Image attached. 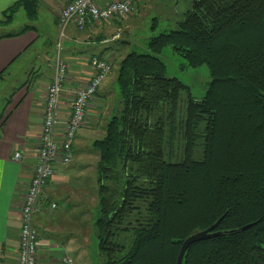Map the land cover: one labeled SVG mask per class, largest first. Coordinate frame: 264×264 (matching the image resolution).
Returning a JSON list of instances; mask_svg holds the SVG:
<instances>
[{
  "label": "trees",
  "instance_id": "trees-1",
  "mask_svg": "<svg viewBox=\"0 0 264 264\" xmlns=\"http://www.w3.org/2000/svg\"><path fill=\"white\" fill-rule=\"evenodd\" d=\"M188 1L149 52L116 62L120 107L93 141L100 264H177L183 241L221 217L215 231L227 233L190 245L182 264H264V0ZM20 10L32 20L37 0L17 1L0 24ZM168 47L182 68L208 66L203 97L169 74ZM93 58L109 63L107 77L109 57Z\"/></svg>",
  "mask_w": 264,
  "mask_h": 264
},
{
  "label": "crops",
  "instance_id": "crops-1",
  "mask_svg": "<svg viewBox=\"0 0 264 264\" xmlns=\"http://www.w3.org/2000/svg\"><path fill=\"white\" fill-rule=\"evenodd\" d=\"M17 1L0 0V20L3 12ZM69 1L37 0V16L32 20L25 17L24 25H30V29L15 34L23 25L17 30L0 32V36L14 34L0 38V94L11 89L0 112V264L17 263L21 206L36 163L46 89L53 80V35L60 30V9ZM115 20L109 26L104 22L100 26L98 22L82 31L72 25L65 29L67 46H72L59 49L68 66L61 106L64 116L70 111L72 92L92 76L89 58L107 56L114 68V63L124 55L115 54L119 49L113 35L122 29ZM41 39L43 48L38 50L35 46ZM55 53L57 56V49ZM114 80L112 71L98 87L89 101L85 122L75 134L71 162H57L53 176L43 188L33 218L38 233L37 264H60L62 253L72 257L73 264L88 263L86 249L98 202L99 155L93 141L103 136L104 125L115 108L111 107L104 119L108 87ZM16 152L20 153L18 160L13 159Z\"/></svg>",
  "mask_w": 264,
  "mask_h": 264
},
{
  "label": "built area",
  "instance_id": "built-area-1",
  "mask_svg": "<svg viewBox=\"0 0 264 264\" xmlns=\"http://www.w3.org/2000/svg\"><path fill=\"white\" fill-rule=\"evenodd\" d=\"M134 1L70 0L58 14L59 28L63 33L69 25H72L82 31L87 25L92 26L116 17L125 18L133 12ZM59 49L58 44L53 80L48 85L44 98L43 122L36 163L21 206L16 264H37L38 233L34 227L33 218L43 188L53 176L57 162L62 164L71 162L74 137L85 122L89 101L110 71V65L105 59H91L92 76L86 84L72 92V98L68 103L70 111L67 116H64L61 106L68 66L61 59ZM13 159H20V153L16 152ZM55 206L54 203L51 204L52 208ZM60 264H73V259L69 255H64L60 259Z\"/></svg>",
  "mask_w": 264,
  "mask_h": 264
},
{
  "label": "rangeland",
  "instance_id": "rangeland-1",
  "mask_svg": "<svg viewBox=\"0 0 264 264\" xmlns=\"http://www.w3.org/2000/svg\"><path fill=\"white\" fill-rule=\"evenodd\" d=\"M135 4V3H134ZM190 6L188 0H140L137 1L132 13H129L127 17L119 19V23L122 26L121 30H117L119 33V38L114 45H117L119 51L115 54H126L129 51L137 50L138 52H149L147 48V39L160 31L168 30L176 26L178 19V13H183L187 7ZM154 18H157L156 29L152 28L154 23ZM27 22L24 12L21 11L17 13L14 21L10 25L0 26V32L13 31L21 28ZM105 26L113 24V19L105 21ZM101 26V22L98 23ZM121 28V27H120ZM58 30L55 35H53V54L56 57V49H58V44L60 49L67 46V41H65L66 31ZM114 33V34H116ZM55 36V37H54ZM43 39H41L35 47L37 49L43 48ZM167 64L168 72L170 75H175L180 80L188 84L192 93L196 97H203L206 92L207 84L209 83L211 77L209 68L207 65H202L197 68H182V63L184 59L175 54L170 47L165 49V52L161 55ZM55 60V59H54ZM63 60V59H62ZM116 60V59H115ZM114 60V61H115ZM117 64L114 63V68L112 71L115 72ZM111 71V73H112ZM109 94L107 95V109L104 111V119L107 115V111L110 108L116 106L120 107V99L118 94V89L115 83H112L108 87ZM11 89L7 88L3 93L0 94V112L3 110L2 107L6 103L5 100L9 98ZM113 111V110H112ZM109 114V113H108ZM177 147V145H175ZM175 155L177 153L182 154V150L175 148ZM89 186V185H87ZM95 186V183H94ZM97 206L94 208L93 221H92V236L91 241L86 249L87 254L85 260L87 264H100L102 262L101 256L98 252L97 240L94 233V222L98 215ZM72 252L70 251V254ZM64 254L62 253L59 258Z\"/></svg>",
  "mask_w": 264,
  "mask_h": 264
},
{
  "label": "water",
  "instance_id": "water-1",
  "mask_svg": "<svg viewBox=\"0 0 264 264\" xmlns=\"http://www.w3.org/2000/svg\"><path fill=\"white\" fill-rule=\"evenodd\" d=\"M197 1V0H194ZM223 217H221L216 223H214L212 226L197 231L193 234H191L189 237H187L183 243H182V247L179 253V257H178V261L177 264H182L183 258L185 256V253L187 251V249L189 248L190 245H192L193 243L202 241V240H207L210 239L212 237L215 236H219L221 234L227 233L226 231L222 232V231H215L216 227L218 226L219 222L222 220ZM252 224L246 225L244 227H242L241 229H237L236 231H240V230H245L247 228H249Z\"/></svg>",
  "mask_w": 264,
  "mask_h": 264
}]
</instances>
